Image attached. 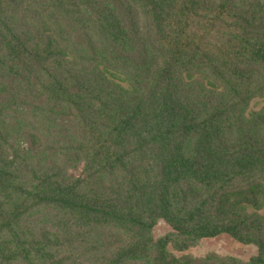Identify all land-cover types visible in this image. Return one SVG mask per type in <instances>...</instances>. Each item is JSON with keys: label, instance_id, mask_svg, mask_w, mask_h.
Listing matches in <instances>:
<instances>
[{"label": "trees", "instance_id": "16d2710c", "mask_svg": "<svg viewBox=\"0 0 264 264\" xmlns=\"http://www.w3.org/2000/svg\"><path fill=\"white\" fill-rule=\"evenodd\" d=\"M256 97L264 0H0V264H264Z\"/></svg>", "mask_w": 264, "mask_h": 264}, {"label": "rangeland", "instance_id": "374dc122", "mask_svg": "<svg viewBox=\"0 0 264 264\" xmlns=\"http://www.w3.org/2000/svg\"><path fill=\"white\" fill-rule=\"evenodd\" d=\"M262 106H264V97H256L251 100L249 109L255 110ZM169 229V225L163 219H159L153 230L154 236L158 237L163 235ZM208 251H216L221 254H231L242 259H248L249 256L257 252V247L252 243H242L227 233H221L214 237L203 238L197 245L190 247L183 252L175 251V253L203 255Z\"/></svg>", "mask_w": 264, "mask_h": 264}]
</instances>
